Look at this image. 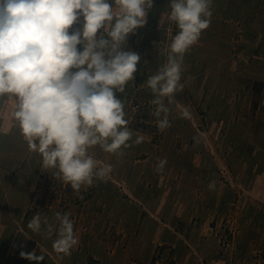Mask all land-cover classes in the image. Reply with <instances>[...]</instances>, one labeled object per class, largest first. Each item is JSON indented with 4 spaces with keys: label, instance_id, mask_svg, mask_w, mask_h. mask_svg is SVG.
<instances>
[{
    "label": "rangeland",
    "instance_id": "1",
    "mask_svg": "<svg viewBox=\"0 0 264 264\" xmlns=\"http://www.w3.org/2000/svg\"><path fill=\"white\" fill-rule=\"evenodd\" d=\"M261 1L254 15L244 13L250 0H213L210 27L184 55L171 127L160 131L145 82L178 29L167 19L168 0H154L146 25L126 40L141 55L134 82L116 94L144 140L123 157L94 148L114 171L79 194L43 171L13 102H0V264H36L20 255L33 250L45 257L39 264H264V176L255 180L264 172ZM185 106L190 119L179 116ZM162 158L167 165L157 173ZM37 212L50 222L71 213L78 243L70 256L53 251L55 236L27 229Z\"/></svg>",
    "mask_w": 264,
    "mask_h": 264
},
{
    "label": "clouds",
    "instance_id": "2",
    "mask_svg": "<svg viewBox=\"0 0 264 264\" xmlns=\"http://www.w3.org/2000/svg\"><path fill=\"white\" fill-rule=\"evenodd\" d=\"M212 5L168 0L167 19L178 31L166 61L145 82L160 131L171 127V109L184 88V55L210 27ZM153 6L154 0H0V102H13L12 116L43 171L54 170L77 194L114 171L112 163L92 155L94 148L123 157L144 140L134 136L126 100L116 94L134 82L141 55L126 40L146 25ZM81 18L82 29L70 34ZM179 116L190 119L192 113L185 106ZM166 165V158L159 159L157 173ZM27 229L55 236L52 249L61 258L78 243L70 212H57L52 222L37 212ZM20 255L36 264L45 259L35 250Z\"/></svg>",
    "mask_w": 264,
    "mask_h": 264
},
{
    "label": "crops",
    "instance_id": "3",
    "mask_svg": "<svg viewBox=\"0 0 264 264\" xmlns=\"http://www.w3.org/2000/svg\"><path fill=\"white\" fill-rule=\"evenodd\" d=\"M256 2H253L250 0L249 2V5H247L246 8H244L245 12L244 13H248L249 14H257L259 12H261V9H258L261 5H262V1L261 0H255ZM256 20L259 19V16L255 17ZM264 43V39L262 40L261 42V45H263ZM264 176V172L263 171H258V174L256 175V179L257 180L258 178H260L261 176ZM261 184V188L264 187V178H262V182L260 183Z\"/></svg>",
    "mask_w": 264,
    "mask_h": 264
}]
</instances>
